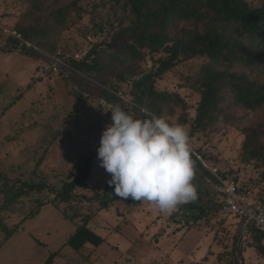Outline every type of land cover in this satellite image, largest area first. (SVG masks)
<instances>
[{"label": "rangeland", "instance_id": "obj_1", "mask_svg": "<svg viewBox=\"0 0 264 264\" xmlns=\"http://www.w3.org/2000/svg\"><path fill=\"white\" fill-rule=\"evenodd\" d=\"M78 5L80 16L71 14L72 23L53 40V51L81 56L91 41L108 40L115 32L113 0H79ZM27 9L26 0H0V43H6L0 46V170L9 177L45 180L58 186L73 170L78 154L99 147L102 131L111 123V113L107 112L109 104L101 99L95 80L69 74L66 69L61 73L44 72L42 57L53 51L40 48L46 52L32 49L25 53L20 40L12 38L15 22ZM94 23L102 27L97 36L92 35ZM200 63L182 62L156 81L159 89L184 97L189 118L194 116L199 98ZM152 64L147 57L141 66L147 70ZM115 84L129 103V82ZM181 111L177 110L169 121L179 123ZM256 120L257 114L251 113L237 123L217 124L189 136L191 148L201 150L205 155L202 163L215 178L226 171L223 178L233 180L234 176L239 183L250 185L256 182L262 165L257 158L242 160L244 136L240 130ZM94 144L96 148H92ZM255 155L259 158L263 153ZM110 178L94 155L89 176L78 188L87 195L99 191L97 197L83 201L79 207L96 211L89 225L104 238L99 246L86 243L75 251L66 244L75 223L65 219L50 202L37 204L49 195L45 189L23 195L0 211V220L6 226L0 228V264H225L234 257V252H229L232 239L237 237L238 243L240 236L242 264H258L246 259H261L247 246L249 236L238 233L230 221H219L217 214L209 224L205 220L185 223L181 205L173 213L164 214L150 202L122 200L114 195L108 184ZM100 196L110 198L111 203L98 210L96 200Z\"/></svg>", "mask_w": 264, "mask_h": 264}, {"label": "trees", "instance_id": "obj_2", "mask_svg": "<svg viewBox=\"0 0 264 264\" xmlns=\"http://www.w3.org/2000/svg\"><path fill=\"white\" fill-rule=\"evenodd\" d=\"M26 2L28 9L13 26L15 35L31 45L22 44V49L25 53L32 49L46 52L40 48L53 51V40L72 23L71 14L80 16L79 0ZM113 3L116 22L112 28L115 32L108 40L91 41L81 56L59 50L50 53L57 54L65 62L69 74L95 80L106 104H120L137 116L146 109L166 119L182 110L177 121L189 131V136L208 131L217 124H234L251 113L257 114L255 122L240 128L244 136L241 158L245 162L257 158L262 170L253 185L232 178L240 189L251 187L261 196L264 192V0L259 4H251L248 0H113ZM94 24L96 30L92 35L97 36L102 27L100 23ZM147 57L153 64L146 70L141 63ZM188 60L201 61L197 80L199 98L192 118L186 113L184 97L156 86V81L166 72ZM117 82H129L126 93L129 103L124 98L125 93L115 84ZM96 150L86 149L78 154L73 170L58 186L45 180L9 177L0 170V211L23 195L48 189L49 195L37 204L50 202L60 209L65 219L75 223L66 244L75 251H80L86 243L99 246L104 238L89 225L96 211L79 210L83 201L95 197L99 191L87 195L78 189L89 176ZM259 151L263 156L258 158L255 154ZM191 154L195 161L193 184L197 198L182 204L181 214L185 216V223L198 224L205 220L209 224L213 214L218 213L222 197L210 181L215 177L202 163L205 155H201L199 148L192 149ZM225 174L226 171L220 173L221 177ZM110 203L111 199L106 196L96 200L98 210ZM219 221H230L240 233L245 219L231 216ZM0 228L6 229L2 220ZM245 234L250 238L247 246L264 260V232L250 221ZM236 243L237 237H234L229 251L234 252V257L225 264H236ZM241 252L242 248V264Z\"/></svg>", "mask_w": 264, "mask_h": 264}, {"label": "clouds", "instance_id": "obj_3", "mask_svg": "<svg viewBox=\"0 0 264 264\" xmlns=\"http://www.w3.org/2000/svg\"><path fill=\"white\" fill-rule=\"evenodd\" d=\"M111 123L102 131L97 159L116 197L150 202L161 213L194 201L195 161L189 131L164 116H137L110 104Z\"/></svg>", "mask_w": 264, "mask_h": 264}, {"label": "built area", "instance_id": "obj_4", "mask_svg": "<svg viewBox=\"0 0 264 264\" xmlns=\"http://www.w3.org/2000/svg\"><path fill=\"white\" fill-rule=\"evenodd\" d=\"M11 34L15 39L20 40L21 45L31 46L29 42L22 40L15 33ZM5 45L4 41L0 43L2 47ZM42 60L44 72L51 74L65 72V62L57 54L44 53ZM96 147L97 144L92 145V148ZM212 172L215 174V169ZM210 181L220 193L223 201L217 213L219 219L226 220L231 216L242 217L245 219L244 225L253 221L257 228L264 232V192L259 196L257 190L251 187L240 189L235 181L220 176ZM194 264L203 263L195 262Z\"/></svg>", "mask_w": 264, "mask_h": 264}, {"label": "water", "instance_id": "obj_5", "mask_svg": "<svg viewBox=\"0 0 264 264\" xmlns=\"http://www.w3.org/2000/svg\"><path fill=\"white\" fill-rule=\"evenodd\" d=\"M247 224H245L242 229H241V235L242 233L244 232L245 228H246ZM240 247H241V236L238 240V243H237V248H236V261H237V264L239 262V255H240Z\"/></svg>", "mask_w": 264, "mask_h": 264}, {"label": "crops", "instance_id": "obj_6", "mask_svg": "<svg viewBox=\"0 0 264 264\" xmlns=\"http://www.w3.org/2000/svg\"><path fill=\"white\" fill-rule=\"evenodd\" d=\"M243 254H244V253H243ZM247 260L250 261V262L253 261L254 263L258 262V264H264V260H263V259H259V260H258V259H255V260H252V259H250V260H249V259H246V261H247ZM261 261H262L263 263H260ZM253 262H252V263H253Z\"/></svg>", "mask_w": 264, "mask_h": 264}]
</instances>
